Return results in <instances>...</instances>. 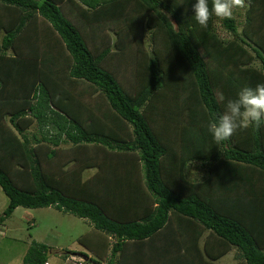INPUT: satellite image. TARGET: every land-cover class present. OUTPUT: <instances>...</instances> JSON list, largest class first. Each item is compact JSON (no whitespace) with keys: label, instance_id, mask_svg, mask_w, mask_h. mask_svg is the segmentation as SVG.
Returning <instances> with one entry per match:
<instances>
[{"label":"trees","instance_id":"obj_1","mask_svg":"<svg viewBox=\"0 0 264 264\" xmlns=\"http://www.w3.org/2000/svg\"><path fill=\"white\" fill-rule=\"evenodd\" d=\"M194 3L0 0V226L54 207L92 224L95 264H264V126L207 128L264 83V0L207 28ZM45 262L32 243L24 264Z\"/></svg>","mask_w":264,"mask_h":264},{"label":"rangeland","instance_id":"obj_2","mask_svg":"<svg viewBox=\"0 0 264 264\" xmlns=\"http://www.w3.org/2000/svg\"><path fill=\"white\" fill-rule=\"evenodd\" d=\"M243 12L244 9L234 11V17L238 23L243 21ZM215 29L223 39L231 37L221 28L219 20L215 22ZM1 36L2 34L0 38ZM254 65L257 66V62ZM93 172L94 170H88L86 175L89 176ZM186 172L190 177L197 175V178L204 173L198 164L191 165ZM7 204V197L0 188V214ZM90 231H92V224L88 220L58 211L54 207L36 209L17 207L0 226V264H22V254L32 243H42L47 247V259L52 264H63L62 256L66 255V252H78L93 258L94 256L89 255L78 243V239ZM50 250L54 251L48 253ZM233 254L234 251L227 253L217 264H236ZM110 258L109 251L107 260ZM84 264L94 263L84 262Z\"/></svg>","mask_w":264,"mask_h":264},{"label":"clouds","instance_id":"obj_3","mask_svg":"<svg viewBox=\"0 0 264 264\" xmlns=\"http://www.w3.org/2000/svg\"><path fill=\"white\" fill-rule=\"evenodd\" d=\"M247 6L246 0H195L192 12L195 21L207 28L213 17L219 20L233 19L234 11ZM220 101L224 104V111L210 120L207 128L214 141L219 144L229 140L238 131L249 125L258 131L264 126V83L242 88L235 98H225L221 95Z\"/></svg>","mask_w":264,"mask_h":264},{"label":"crops","instance_id":"obj_4","mask_svg":"<svg viewBox=\"0 0 264 264\" xmlns=\"http://www.w3.org/2000/svg\"><path fill=\"white\" fill-rule=\"evenodd\" d=\"M90 229V228H89ZM36 242V241H35ZM30 246V245H29ZM29 246H28V248H27V251H28V249H29ZM82 247V246H81ZM83 249H85V248H83ZM27 251L25 250L24 252H23V254H22V264H24V258H25V254L27 253ZM52 251H54V250H50L48 253H52ZM85 251H87L88 253H89V255H91V253L87 250V249H85ZM234 251V254H233V259H234V262H235V258H234V256H235V254H236V250H232V251H230V252H233ZM68 255V257L65 259V260H63V264H78V262H80V259L82 260V261H84L83 259H82V255L83 254H80V253H78V252H74V253H68L67 254ZM227 255V254H226ZM89 258H91L90 256H88ZM75 260H77V263H75ZM85 262V261H84ZM45 263H48V264H52V263H50L49 262V260L47 259V262H45ZM45 263H43V264H45ZM105 262L104 261H102L101 262V264H104Z\"/></svg>","mask_w":264,"mask_h":264},{"label":"water","instance_id":"obj_5","mask_svg":"<svg viewBox=\"0 0 264 264\" xmlns=\"http://www.w3.org/2000/svg\"><path fill=\"white\" fill-rule=\"evenodd\" d=\"M82 259L85 261V262H91L90 258L88 256H85V255H82L81 256ZM95 264V263H94Z\"/></svg>","mask_w":264,"mask_h":264},{"label":"built area","instance_id":"obj_6","mask_svg":"<svg viewBox=\"0 0 264 264\" xmlns=\"http://www.w3.org/2000/svg\"><path fill=\"white\" fill-rule=\"evenodd\" d=\"M45 264H48V263H45ZM78 264H84V261H82V260L80 259V262H78Z\"/></svg>","mask_w":264,"mask_h":264}]
</instances>
